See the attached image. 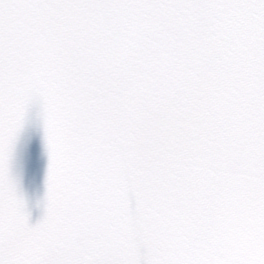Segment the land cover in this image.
<instances>
[{
	"label": "snow or ice",
	"instance_id": "obj_1",
	"mask_svg": "<svg viewBox=\"0 0 264 264\" xmlns=\"http://www.w3.org/2000/svg\"><path fill=\"white\" fill-rule=\"evenodd\" d=\"M0 264H264V0H0Z\"/></svg>",
	"mask_w": 264,
	"mask_h": 264
},
{
	"label": "water",
	"instance_id": "obj_2",
	"mask_svg": "<svg viewBox=\"0 0 264 264\" xmlns=\"http://www.w3.org/2000/svg\"><path fill=\"white\" fill-rule=\"evenodd\" d=\"M39 213H40V210H39V209H34V218H35L36 216H38Z\"/></svg>",
	"mask_w": 264,
	"mask_h": 264
}]
</instances>
